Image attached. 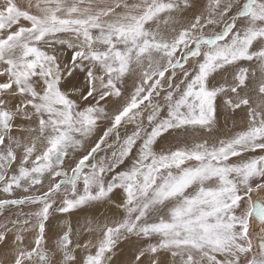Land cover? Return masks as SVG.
Here are the masks:
<instances>
[{"label":"snow or ice","instance_id":"snow-or-ice-1","mask_svg":"<svg viewBox=\"0 0 264 264\" xmlns=\"http://www.w3.org/2000/svg\"><path fill=\"white\" fill-rule=\"evenodd\" d=\"M0 264H264V0H0Z\"/></svg>","mask_w":264,"mask_h":264}]
</instances>
